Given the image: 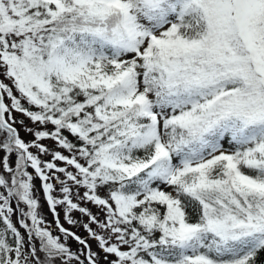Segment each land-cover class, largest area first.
Instances as JSON below:
<instances>
[{"label":"snow or ice","instance_id":"6c2138e0","mask_svg":"<svg viewBox=\"0 0 264 264\" xmlns=\"http://www.w3.org/2000/svg\"><path fill=\"white\" fill-rule=\"evenodd\" d=\"M0 153V264H264V0H0Z\"/></svg>","mask_w":264,"mask_h":264},{"label":"rangeland","instance_id":"374dc122","mask_svg":"<svg viewBox=\"0 0 264 264\" xmlns=\"http://www.w3.org/2000/svg\"><path fill=\"white\" fill-rule=\"evenodd\" d=\"M17 116H18V118H23V117H19V114H17ZM21 135L22 136H25L26 138H30V137H27L26 136V134L24 133L23 130H21ZM46 143H50V142L46 141ZM0 155H2V153H0ZM36 183H37V186H39V181H37ZM44 210H45V213L48 215V213H47V206L46 205H45V209ZM61 220L63 222V214L62 213H61ZM65 227H69V226L67 224H65ZM73 230L74 231H78L79 234H81V235H86V233H84L83 229H79V230L73 229ZM71 244H72V247L73 248H76L77 247V245H76V243L74 241H72ZM92 244H93V248H95V242L94 241L92 242Z\"/></svg>","mask_w":264,"mask_h":264},{"label":"trees","instance_id":"16d2710c","mask_svg":"<svg viewBox=\"0 0 264 264\" xmlns=\"http://www.w3.org/2000/svg\"><path fill=\"white\" fill-rule=\"evenodd\" d=\"M48 219L51 221L52 220V215H51V213H48Z\"/></svg>","mask_w":264,"mask_h":264}]
</instances>
